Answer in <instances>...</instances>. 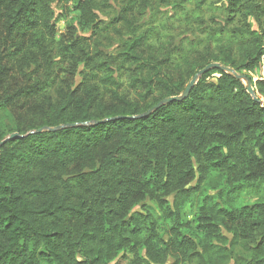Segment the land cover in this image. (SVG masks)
Wrapping results in <instances>:
<instances>
[{
	"label": "trees",
	"instance_id": "1",
	"mask_svg": "<svg viewBox=\"0 0 264 264\" xmlns=\"http://www.w3.org/2000/svg\"><path fill=\"white\" fill-rule=\"evenodd\" d=\"M175 3L0 0V264H264V0Z\"/></svg>",
	"mask_w": 264,
	"mask_h": 264
},
{
	"label": "rangeland",
	"instance_id": "2",
	"mask_svg": "<svg viewBox=\"0 0 264 264\" xmlns=\"http://www.w3.org/2000/svg\"><path fill=\"white\" fill-rule=\"evenodd\" d=\"M172 1H176L175 5H182L180 4V0H172ZM199 1H216V0H191V4H189L188 6H186V9L188 11H194V13L191 14V17H193L195 19V17H198V3ZM71 3L68 4V7H71ZM193 6V7H192ZM116 11H114L113 13H115ZM113 13H110L111 16L114 15ZM57 27L59 32H64L65 27L72 23L75 16L73 14V12L71 11L67 17H65V19H63L64 16H61V12L58 10L57 14ZM60 18V19H59ZM173 25V30L169 31L168 33H163V37L162 40L160 42H155V47L157 50L167 47L168 44V37L172 35H175V28L178 26V24H172ZM179 30L178 33L180 32H184L185 28L184 26L179 25L178 26ZM189 27H187L188 29ZM194 28H196V25H194ZM235 49L241 48V44L235 45L234 46ZM245 74V73H244ZM250 79H252V83H256L258 81H262L264 80V62L261 65L260 68L255 69L249 73L246 74ZM243 84L246 85V81H243ZM218 179L216 176L210 177L208 179V181L200 188V193H202L200 195V198L197 199H192V198H188L181 206L180 210H181V214L182 217L184 219V221H190L193 218V215L195 214L196 208L198 207V201L201 199V197H203L205 195L206 192L209 193V195H214L219 193L220 191V183H218ZM193 187H195V185H193ZM231 203L230 206L231 207H240L242 205H251L253 203L256 202H264V183H257L254 186L240 192L237 195H234L231 198ZM150 211L154 214V212L157 213V210L154 211L153 209H150ZM156 219H158L157 216H154ZM167 224V223H166Z\"/></svg>",
	"mask_w": 264,
	"mask_h": 264
},
{
	"label": "water",
	"instance_id": "3",
	"mask_svg": "<svg viewBox=\"0 0 264 264\" xmlns=\"http://www.w3.org/2000/svg\"><path fill=\"white\" fill-rule=\"evenodd\" d=\"M211 70H219L223 73H226V74H229L231 76H233L235 79H238L240 81H246V92L250 95V96H254V91H253V88L251 86V84L249 83V81H247L243 76L241 75H238L233 69H230L228 67H223L219 64H210V65H207L204 69L200 70L198 73H196L194 75V77L191 79V81L189 82V84L187 85L185 91L183 92V94H181L180 96H177V97H169V98H165L163 99L162 101H160L154 108H152L151 110H149L148 112H146L145 114L143 115H140L138 117H133V118H141V117H145V116H148L150 115L152 112L158 110L159 108H161L162 106L166 105V104H170V103H173V102H180L182 100H184L189 92H190V89L194 86V84L200 79L201 76H203L204 74H206L207 72L211 71ZM254 100L256 101L257 99L254 98ZM99 122H94L92 124H98ZM74 126V125H73ZM64 127L63 126H59L57 128H54V129H43V130H47V131H56V130H60V129H63ZM42 131V130H41ZM18 136L16 134H13V135H10L8 138H6L5 140L1 141L0 142V147L2 145H4L8 140H11V139H15L17 138Z\"/></svg>",
	"mask_w": 264,
	"mask_h": 264
}]
</instances>
